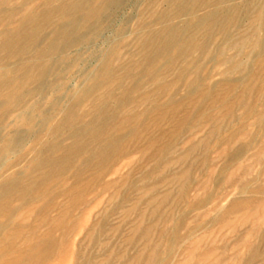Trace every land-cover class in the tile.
<instances>
[{
    "label": "rangeland",
    "instance_id": "374dc122",
    "mask_svg": "<svg viewBox=\"0 0 264 264\" xmlns=\"http://www.w3.org/2000/svg\"><path fill=\"white\" fill-rule=\"evenodd\" d=\"M75 1L0 0V44L25 16L38 30L25 52L0 50V77L21 74L63 22L79 26L74 46L45 58L46 77L26 81L34 95L0 109V182L28 172L33 190L20 198V179L0 196V264H264V0L58 12ZM34 148L42 165L29 168Z\"/></svg>",
    "mask_w": 264,
    "mask_h": 264
},
{
    "label": "bare ground",
    "instance_id": "6f19581e",
    "mask_svg": "<svg viewBox=\"0 0 264 264\" xmlns=\"http://www.w3.org/2000/svg\"><path fill=\"white\" fill-rule=\"evenodd\" d=\"M176 1V0H175ZM202 1V0H201ZM101 2V1H100ZM113 2V1H112ZM211 2V1H210ZM205 4V3H204ZM217 4V3H216ZM184 5H186L185 3H184ZM212 5V4H211ZM215 5V4H214ZM236 5V4H235ZM88 6V5H87ZM189 6V5H188ZM208 6H210V5H208ZM211 7V6H210ZM234 7V6H233ZM237 7V6H236ZM235 7V8H236ZM81 8H83V0H76L75 2H70L69 4H66V5H62V6H60L59 8H58V12L59 13H61L62 15L63 14H70V15H74V12H76V11H78V10H80ZM104 8V7H103ZM235 8H233V9H235ZM238 8V7H237ZM214 10H215V8H214ZM259 10H260V7H259ZM258 10V11H259ZM263 10V9H262ZM85 11H86V16H88V18L89 17H93V16H95V15H97V12H98V10L97 9H95V8H90V7H87V8H85ZM221 11V10H220ZM219 11V12H220ZM223 11H224V8H223ZM228 11V10H227ZM226 11V12H227ZM231 11H233V10H231ZM235 11H236V9H235ZM256 11V10H255ZM257 11V12H258ZM261 11V10H260ZM16 12V11H15ZM156 12V11H155ZM174 12V11H173ZM176 12H177V10H176ZM225 12V13H226ZM6 13V12H5ZM24 13V12H23ZM171 13V12H170ZM223 13V12H222ZM234 13V12H233ZM241 13V12H240ZM262 13V12H261ZM16 14V13H15ZM178 14H180V13H178ZM177 14V15H178ZM258 14V13H257ZM152 15V14H151ZM176 15V16H177ZM194 15V14H193ZM173 16V15H172ZM200 16V15H199ZM195 17V16H194ZM233 16H231V18H232ZM10 18V17H9ZM57 18V17H56ZM212 18V14H209L205 19H211ZM224 18H225V16H224ZM258 19H259V17H257ZM3 19V18H2ZM1 19V20H2ZM218 19V18H217ZM252 19V18H251ZM45 20H47L48 21V16L46 15V18H45ZM60 20V19H59ZM87 20V19H86ZM163 20V19H162ZM222 20V19H221ZM220 20V21H221ZM253 20H254V18H253ZM35 21V18H32V17H30V16H25V18H24V22L21 24V26L19 27V28H16V29H14V30H12L10 33H8L7 35H5L4 36V38H3V41L1 42V44H0V50H4V51H6V52H11L13 49H15V48H17V49H19L20 51H26L28 48V44L30 43L29 41L31 40V39H33L34 37H33V35H36L37 36V28H35V23L36 22H34ZM199 21V20H198ZM197 21V22H198ZM215 21V20H214ZM237 21V20H236ZM251 21V20H250ZM260 21V20H259ZM172 22V21H171ZM188 22V21H187ZM186 22V23H187ZM196 22V23H197ZM213 22V21H212ZM254 22V21H253ZM211 23V22H210ZM9 24V23H8ZM163 24H164V22H163ZM216 24V23H215ZM252 24V23H251ZM250 24V25H251ZM201 25V24H200ZM212 25V23L211 24H209L208 26H211ZM222 25V24H221ZM229 25V24H228ZM259 25V24H258ZM84 26V25H83ZM214 26V25H213ZM147 27V26H146ZM195 27V26H194ZM205 27H207L206 25L204 26V28ZM226 27V26H225ZM196 28V27H195ZM208 28V27H207ZM227 28V27H226ZM44 29V28H43ZM79 29V26L75 23V22H63L61 25H60V28H59V30H58V32L56 33V34H54L52 37H51V39H50V41H49V43H48V45H46L43 49H40L39 51H37L36 52V59L35 60H33L32 61V63H29V64H27L26 66H25V68H24V70H23V72L21 73V74H15L14 72H15V70H7L6 72H4V73H2L1 74V77H0V98L2 99L1 100V102H0V109H8V108H11V107H18V106H20L21 107V105H23L24 103H25V101H27L26 100V98H31L33 95H34V93H35V89H33V88H30V89H27V88H23L24 86H25V83H26V81L30 78V76H32L33 78H34V80H35V82H37V83H39V81H42L45 77H46V75H47V73H48V68H47V64H46V59L48 58V57H50V56H52V55H54V54H56V53H59V51H62L64 48H70L71 46H74V39H68V36L69 35H74L76 32H77V30ZM255 29V28H254ZM196 30V29H195ZM225 29H223L222 30V32L224 31ZM253 30V29H252ZM251 30V31H252ZM257 30V29H256ZM152 31V30H151ZM226 31V30H225ZM146 34H148V33H146ZM220 34H222V33H220ZM225 34V33H224ZM253 34V33H252ZM79 35V34H78ZM77 35V36H78ZM177 35V34H176ZM212 35V34H211ZM208 36H210V35H208ZM249 36V35H248ZM49 37V36H48ZM149 37V36H148ZM165 37V36H164ZM211 37V36H210ZM213 37V36H212ZM224 37V36H223ZM168 38V37H167ZM200 39V38H199ZM204 39V38H203ZM171 40H173V39H171ZM241 40H243V39H241ZM1 41V40H0ZM168 41V40H167ZM200 42H201V39H200ZM214 42V41H213ZM239 42H241V41H239ZM176 43V42H175ZM188 43V42H187ZM203 43V42H202ZM202 43H200V45L202 44ZM207 43V42H206ZM251 43V42H250ZM234 44V43H233ZM199 45V44H198ZM199 45V46H200ZM203 45H205V44H203ZM214 45V44H213ZM213 45H211V46H213ZM231 45V44H230ZM260 45V44H259ZM188 46H189V44H188ZM246 46V45H245ZM258 46V45H257ZM42 47V46H41ZM148 48H149V45H148ZM206 48V47H205ZM257 48V47H256ZM202 49V48H201ZM254 49V48H253ZM169 50V49H168ZM177 50V49H176ZM193 50V49H192ZM199 50V49H198ZM204 50V49H203ZM240 50V49H239ZM5 52V53H6ZM214 52V51H213ZM217 53V52H216ZM18 54V53H17ZM199 55H200V53H199ZM48 56V57H47ZM208 56V55H207ZM219 56V55H218ZM47 57V58H46ZM46 58V59H45ZM179 58V57H178ZM231 57H229V59H230ZM9 59V58H8ZM160 59V58H159ZM229 59H227V60H229ZM236 59V58H235ZM227 60H226V62H227ZM22 62V61H21ZM230 62V61H229ZM22 65V64H21ZM33 66V67H32ZM2 68V67H1ZM33 68V69H32ZM32 69V70H31ZM109 69V68H108ZM140 69V68H139ZM31 70V71H30ZM233 70H234V68H233ZM35 72V75H31L32 74V72ZM232 71V70H231ZM256 72V71H255ZM184 74V73H183ZM228 75H229V73H228ZM104 76V75H103ZM160 78V77H159ZM109 79V78H108ZM249 80H250V78H249ZM95 82H97V79L95 78V80H94ZM233 81V80H232ZM236 81V80H235ZM194 82V81H193ZM112 83V82H111ZM172 84V83H171ZM254 84V83H253ZM252 84V85H253ZM231 85V84H230ZM234 85H236V84H233L232 86H234ZM240 86V85H239ZM221 87V86H220ZM108 88V87H107ZM253 89V88H252ZM102 91V90H101ZM114 91V90H113ZM156 91V90H155ZM250 91V90H249ZM88 92H90L89 90L88 91H83V92H79V93H77V94H74V95H72L71 96V98H70V100H69V103H68V105L66 106V107H64V108H62V109H60V112H59V117L62 119V121H65L66 119H67V117H68V115H69V113H70V106L72 105V104H74L75 103V101H77V100H80V99H82V98H84V97H86L87 96V93ZM161 92V91H160ZM105 93V92H104ZM248 94V93H247ZM175 95V94H174ZM159 97V96H158ZM196 98V97H195ZM236 98V97H235ZM119 99H122V98H119ZM222 100V99H221ZM143 102V101H142ZM21 103V104H20ZM23 103V104H22ZM182 103V102H181ZM181 103H179V104H181ZM246 105V104H245ZM178 106V105H177ZM232 106H233V104H232ZM231 107V106H230ZM134 108V107H133ZM222 109H224V108H222ZM221 109V110H222ZM228 109H230V108H228ZM232 109V108H231ZM231 109H230V112H231ZM178 110V109H177ZM226 110V109H225ZM130 112V111H129ZM174 112H175V110H174ZM220 112V111H219ZM226 112V111H225ZM128 114V113H127ZM150 114H151V112H150ZM191 114V113H190ZM261 114V113H260ZM186 115V114H185ZM264 115V114H263ZM29 116V115H28ZM188 116V115H187ZM31 117V116H30ZM134 118V117H133ZM137 118V117H136ZM224 118V117H223ZM33 120V119H32ZM114 120V119H113ZM116 120V119H115ZM122 120V119H121ZM125 120H127V119H125ZM20 122V121H19ZM210 122V121H209ZM23 123V122H22ZM25 123V122H24ZM23 123V124H24ZM180 123H181V121H180ZM183 123V122H182ZM20 124V123H19ZM22 124V125H23ZM30 124H31V122H30ZM184 124V123H183ZM186 124V123H185ZM28 125V124H27ZM117 125H119V124H117ZM155 125V124H154ZM110 126V125H109ZM111 127V126H110ZM156 127H158V126H156ZM103 129V128H102ZM32 130V129H31ZM59 130V126H55V127H53L52 128V130H50L52 133H55L56 134V131H58ZM66 130V129H65ZM148 130V129H147ZM215 130H219V128L217 129V127L215 128ZM47 131V130H46ZM69 131V130H68ZM94 131V130H93ZM112 133V132H111ZM215 133V132H214ZM10 134V133H9ZM174 134V133H173ZM211 134V133H210ZM171 135V134H170ZM10 137V136H9ZM16 138V137H15ZM7 139V138H6ZM152 140V139H151ZM201 140H203V139H201ZM201 140H199V142L201 141ZM207 140V139H206ZM18 138L15 140V144H14V147H13V149H15L17 146H18ZM208 141V140H207ZM10 142H12L11 141V138H8L7 139V142H6V144L3 146V149L6 147H9V143ZM43 142V141H42ZM196 145V144H195ZM195 145L193 146L192 145V149H191V153L195 150L194 149V147H195ZM197 146H199L198 144H197ZM39 147V146H38ZM41 147V146H40ZM54 147V146H53ZM57 147V146H56ZM38 151H39V149H37V148H34V149H32V157H31V159L29 160V163H28V165H29V168H38V167H40L41 165H42V163L40 162V160H39V158H38ZM189 151H187V154H189L188 153ZM58 153V152H57ZM190 153V154H191ZM186 154V153H185ZM185 154H182V155H185ZM62 155V154H61ZM181 156V155H180ZM179 156V157H180ZM186 156H188V155H186ZM185 156V157H186ZM179 157H177V158H179ZM185 157L184 158H181V159H185ZM176 158V159H177ZM180 159V158H179ZM174 160V159H173ZM178 161V160H177ZM185 161V160H184ZM168 163V162H167ZM169 163H171V162H169ZM168 163V164H169ZM167 164V165H168ZM176 164V163H175ZM165 165V164H164ZM169 165H173L172 163L171 164H169ZM168 165V166H169ZM167 166V167H168ZM165 168H166V166H165ZM164 171V170H163ZM185 171V170H184ZM187 171V170H186ZM100 173H101V171H100ZM188 173V172H187ZM178 174V173H177ZM182 174V173H181ZM180 174V175H181ZM186 174V173H185ZM42 175V174H41ZM188 175V174H187ZM91 176V175H90ZM176 176V175H175ZM26 178V180L24 179V178H19V177H12V178H10V179H8V180H6V181H2V182H0V196L1 195H3V194H9V193H11V192H14V191H16L17 190V186L19 185V182L22 180V182H23V185H22V188L18 191V195L20 196V198H26V196H28L29 194H30V192H32L33 193V190H31V181H30V175H28V172H27V174H26V176H25ZM41 178V177H40ZM21 179V180H20ZM120 179H121V177H120ZM164 179V178H163ZM162 179V180H163ZM165 179H167V178H165ZM169 179H172L171 177L169 178ZM169 179H167L168 181H169ZM183 179H185V178H183ZM182 179V180H183ZM5 180V179H4ZM161 180V181H162ZM166 180V181H167ZM180 180V179H179ZM187 179H185L184 181H186ZM33 181V180H32ZM165 181V182H166ZM90 182H92V181H90ZM177 183H178V180L176 181ZM47 183H49V182H47ZM113 182H111V184H112ZM139 183V182H138ZM161 183V182H160ZM170 183H171V181H170ZM51 184V183H50ZM110 183H109V186L111 185ZM184 184H185V182H184ZM37 185V184H36ZM170 185V184H169ZM168 185V186H169ZM51 186V185H50ZM68 186V185H67ZM113 186H115V185H113ZM53 187H55V186H53ZM112 187V186H111ZM154 187V186H153ZM158 187V186H157ZM148 188H150V187H148ZM152 188V187H151ZM39 189H40V187H39ZM42 189V188H41ZM54 189V188H53ZM52 189V190H53ZM141 189V188H140ZM145 188H143V190H144ZM51 190V191H52ZM85 190V189H84ZM117 190H119L118 188H117ZM117 190L115 189V192H117ZM156 189H154V191H155ZM43 191V190H42ZM54 191V190H53ZM70 191V190H69ZM39 192V191H38ZM145 192H146V190H145ZM144 191H143V193H145ZM149 192V191H148ZM147 192V193H148ZM150 192H153V191H150ZM168 192V191H167ZM169 192H170V189H169ZM80 193V192H79ZM141 193V192H140ZM164 194H165V192H163ZM172 193V192H171ZM118 194V193H117ZM170 194V193H169ZM180 194H182V191H181V193H179V197L181 196ZM11 195V194H10ZM142 195V194H141ZM146 195V194H145ZM157 195H159V194H157ZM157 195H155V196H157ZM160 195H162V194H160ZM13 196V195H12ZM164 196V195H163ZM11 197V196H10ZM58 197V196H57ZM128 197V196H127ZM161 196H159L158 198H157V200H159V198H160ZM166 198L168 197V195L167 196H165ZM174 197H176V196H174ZM177 197H178V194H177ZM176 197V198H177ZM182 197V196H181ZM38 198V197H37ZM63 198V197H62ZM141 198V197H140ZM139 198V199H140ZM169 198V197H168ZM5 199H7V198H5ZM163 199V198H162ZM162 199H161V201H162ZM178 199V198H177ZM176 199V200H177ZM138 200V199H137ZM174 200V199H173ZM154 201V200H153ZM27 202V201H26ZM29 202V201H28ZM49 202V201H48ZM164 202H166V201H164ZM180 202V199H178V202H176V203H179ZM39 203V202H38ZM138 203H139V201H138ZM46 204V203H45ZM72 204H74V203H72ZM132 204H134V203H132ZM131 204V205H132ZM148 204H149V202H148ZM151 204V203H150ZM173 204V203H172ZM49 205V204H48ZM139 205V204H138ZM162 205V204H161ZM160 205V206H161ZM45 206V205H44ZM59 206V205H58ZM48 207V206H47ZM130 207V206H129ZM15 208V207H14ZM37 208V207H36ZM69 208V207H68ZM132 208V207H131ZM123 209V208H122ZM135 209V208H134ZM154 209V208H153ZM29 210V209H28ZM127 210V209H126ZM58 211V210H57ZM66 211V210H65ZM151 211V210H150ZM125 212V211H124ZM124 212H122V213H124ZM126 212H128V211H126ZM130 212V214L131 213H133V212H131V211H129ZM63 213H64V211H63ZM30 214H31V212H30ZM62 214V213H61ZM139 214V213H138ZM123 215H126L125 213L123 214ZM144 215V214H143ZM140 216H141V214H140ZM145 216V215H144ZM139 217V216H138ZM152 217V216H151ZM3 218H5V217H3ZM56 218V217H55ZM34 219V218H33ZM36 219V218H35ZM143 219V218H142ZM142 219H138V220H142ZM136 220H137V217H136ZM3 221V220H2ZM59 221H60V219H59ZM73 222V221H72ZM36 223H37V221H36ZM51 224H53V223H51ZM59 225V224H58ZM57 225V226H58ZM96 225V224H95ZM156 225V224H155ZM56 226V227H57ZM116 227V226H115ZM135 227H137V226H135ZM137 228H139V227H137ZM133 229V228H132ZM152 229V228H151ZM92 230V229H91ZM135 230V229H134ZM138 230V229H137ZM136 230V231H137ZM93 231V230H92ZM148 231V230H147ZM30 232V231H29ZM132 232V231H131ZM163 232V231H162ZM148 233V232H147ZM89 234H90V232H89ZM145 235H146V233H144ZM165 234V233H164ZM85 235H88V234H85ZM166 235V234H165ZM93 236V235H92ZM5 239H6V237H5ZM89 240H90V237L88 238ZM63 240V239H62ZM65 240V239H64ZM159 240V239H158ZM157 240V241H158ZM13 241V240H12ZM128 241V240H127ZM144 242V241H143ZM128 243H129V241H128ZM158 244V243H157ZM162 244V243H161ZM155 245H156V243H155ZM159 245V244H158ZM55 248V247H54ZM145 248V247H144ZM52 249H53V247H52ZM56 249V248H55ZM143 252V251H142ZM141 252V253H142ZM39 253V252H38ZM141 253H137L138 254V256L137 255H135L134 256V258H133V260H135V258L136 259H138L137 257H140L141 255ZM140 255V256H139ZM150 255H152V252H151V254ZM120 256H122V255H120ZM51 257V256H50ZM13 258V257H12ZM109 258V257H108ZM122 258V257H121ZM149 258V257H148ZM10 259V258H9ZM18 259H19V257H18ZM37 259V258H36ZM14 260H17V259H14ZM139 260V259H138ZM148 260H150V259H148ZM140 261V260H139ZM101 262H103V261H101ZM133 262V261H132ZM135 262H136V260H135ZM32 263V262H31ZM105 263V262H104ZM141 263V262H140ZM131 264V263H130Z\"/></svg>",
    "mask_w": 264,
    "mask_h": 264
}]
</instances>
